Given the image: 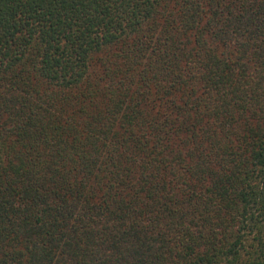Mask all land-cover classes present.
Masks as SVG:
<instances>
[{
  "label": "trees",
  "instance_id": "16d2710c",
  "mask_svg": "<svg viewBox=\"0 0 264 264\" xmlns=\"http://www.w3.org/2000/svg\"><path fill=\"white\" fill-rule=\"evenodd\" d=\"M0 264H264V0H0Z\"/></svg>",
  "mask_w": 264,
  "mask_h": 264
}]
</instances>
